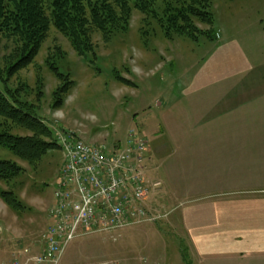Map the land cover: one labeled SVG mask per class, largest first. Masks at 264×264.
Masks as SVG:
<instances>
[{"label": "rangeland", "instance_id": "rangeland-1", "mask_svg": "<svg viewBox=\"0 0 264 264\" xmlns=\"http://www.w3.org/2000/svg\"><path fill=\"white\" fill-rule=\"evenodd\" d=\"M211 3L213 24L200 25L205 36L197 42L183 36L168 40L156 22L145 26L144 16L134 11L126 31L115 33L109 40L98 33L94 35L95 57L92 54L80 57L71 41L52 26L34 63L11 78L4 74L6 86L12 92L21 90L19 99L33 106L45 121L59 149L50 150L32 167L11 150L0 147V162H15L25 169L12 186L0 181V190H13L26 207L14 212L0 198V263L9 262L21 246L36 243L50 225L48 211L63 174L60 138L75 143L81 140L112 153L126 144L131 133H137L152 149L151 158L149 152L146 157L150 178L147 204L160 211L162 218L156 224L146 221L131 226L117 241L101 235L74 240L62 263L200 264L177 220L180 210L172 213L180 201L176 197L170 199V178L164 173L163 158L153 154V149L167 145L166 135L169 140L173 132L175 137L186 133L189 137L204 135L201 129L195 132L186 127H172L189 122L193 107L200 105L194 102L195 96L186 95L193 88V80L225 45L239 46L251 59L254 51L259 53L256 46L264 34V0H211ZM14 50L11 42L0 40L2 61ZM52 65L70 75L74 83L59 110L53 108V94L60 81L50 70ZM0 87L3 89L1 82ZM40 93L43 97L39 100ZM194 120L196 117H192ZM15 134L29 135L20 129ZM178 157L176 162L186 169L182 178L192 180V171L199 173L204 167L202 160L180 154ZM152 182H161V187L155 188ZM178 188L175 193L182 197L183 191ZM133 217L141 220L138 215Z\"/></svg>", "mask_w": 264, "mask_h": 264}, {"label": "crops", "instance_id": "crops-1", "mask_svg": "<svg viewBox=\"0 0 264 264\" xmlns=\"http://www.w3.org/2000/svg\"><path fill=\"white\" fill-rule=\"evenodd\" d=\"M263 39L264 34L251 59L233 43L220 47L193 80L186 95L200 105L189 122L172 127L201 129L204 135L173 132L169 140L166 135L167 145L153 149L170 178V199L180 201L172 213L180 210L177 220L200 264H264ZM179 154L204 162L199 173L192 171L194 179L182 178Z\"/></svg>", "mask_w": 264, "mask_h": 264}, {"label": "trees", "instance_id": "trees-1", "mask_svg": "<svg viewBox=\"0 0 264 264\" xmlns=\"http://www.w3.org/2000/svg\"><path fill=\"white\" fill-rule=\"evenodd\" d=\"M211 7V0H0V40L11 42L15 48L4 61L0 57V147L32 167L58 148L45 121L33 106L19 99L21 90L12 92L4 79V74L11 78L34 63L52 26L82 57L95 54V34L109 40L115 33L126 31L134 11L144 16L145 26L156 22L168 40L183 36L197 42L205 36L200 25L213 24ZM50 70L60 81L53 94V108L59 110L74 83L56 65ZM119 79L128 84L124 78ZM42 97L40 93L38 99ZM19 129L29 135L15 134ZM24 172L18 163L0 162V181L8 186ZM0 198L14 212L26 208L13 190H0Z\"/></svg>", "mask_w": 264, "mask_h": 264}, {"label": "built area", "instance_id": "built-area-1", "mask_svg": "<svg viewBox=\"0 0 264 264\" xmlns=\"http://www.w3.org/2000/svg\"><path fill=\"white\" fill-rule=\"evenodd\" d=\"M75 142L60 138L63 174L48 211L50 225L36 243L21 246L9 262L0 264H63L74 240L101 235L117 241L131 226L156 224L162 218L147 204L150 146L144 137L131 133L126 144L112 153ZM152 183L161 187V182ZM137 215L141 220H133Z\"/></svg>", "mask_w": 264, "mask_h": 264}]
</instances>
